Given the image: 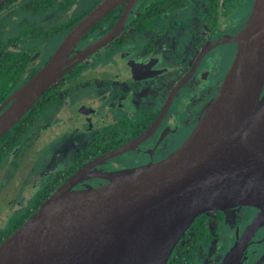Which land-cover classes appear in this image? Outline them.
Here are the masks:
<instances>
[{
  "label": "flooded vegetation",
  "instance_id": "obj_1",
  "mask_svg": "<svg viewBox=\"0 0 264 264\" xmlns=\"http://www.w3.org/2000/svg\"><path fill=\"white\" fill-rule=\"evenodd\" d=\"M65 2L0 0V108L56 51L42 60L41 38L61 35L62 41L72 28L68 22L74 16L73 5L65 7ZM141 2L132 7L124 29L71 67L52 86L51 100L40 102L16 133L1 143L3 178L11 156L23 152L21 163L26 160L36 144L35 132H60L66 126L58 132L64 142L55 149L53 145L55 155L46 167L20 176L15 171L14 195L6 198L0 193V244L72 176L79 174L75 188H100L115 171L172 155L218 95L237 51V43L222 40L244 27L254 0H187L156 17L137 14ZM120 6L114 23L92 29L76 50L108 34L123 13L125 5ZM232 43L234 57L223 58V53L219 57L224 45ZM52 108L58 109L61 120L46 123ZM238 207L206 212L213 241L220 237L223 224L234 221L228 251L259 212L249 206L252 211L246 219L230 220V211ZM263 252L264 224L247 241L240 262L257 264Z\"/></svg>",
  "mask_w": 264,
  "mask_h": 264
},
{
  "label": "water",
  "instance_id": "obj_2",
  "mask_svg": "<svg viewBox=\"0 0 264 264\" xmlns=\"http://www.w3.org/2000/svg\"><path fill=\"white\" fill-rule=\"evenodd\" d=\"M137 1L99 0L70 29L0 108L6 105L0 139L71 67L124 29ZM123 4L108 34L76 50ZM222 41L237 43L236 55L180 148L158 163L115 171L100 188H75L79 174L72 176L0 244V264H167L200 214L248 205L259 212L221 263L242 264L247 241L264 224V0H254L244 27Z\"/></svg>",
  "mask_w": 264,
  "mask_h": 264
},
{
  "label": "rangeland",
  "instance_id": "obj_3",
  "mask_svg": "<svg viewBox=\"0 0 264 264\" xmlns=\"http://www.w3.org/2000/svg\"><path fill=\"white\" fill-rule=\"evenodd\" d=\"M94 3L95 0H76L71 9V14L75 16L85 13L94 5ZM61 37L62 36L60 35L56 38H41L40 42H38V45H40L38 48L42 50V60L46 61L51 56L54 50L59 46ZM235 47V43L224 45L223 49L219 53V57H221L223 53V58L227 56L230 60L234 57L236 49ZM45 120H49L46 123L54 120H61V115L58 114V109L55 111V109L52 108L51 113L45 118ZM42 121L44 123L43 119ZM42 125L44 126L45 124ZM61 127V131L64 132L66 130V126L62 125ZM58 132L59 130L51 129L49 131L40 132L41 134L35 132L34 138L32 140V143H36L35 147L34 145L31 146V149L28 150V156L25 157L26 160L23 163H21V156L23 152L22 154L21 152H17L16 155L11 156V167L8 170L9 173L5 174L3 178H0V193H2L4 197L7 198L14 195L13 184L15 178L12 174H14L15 171H19L17 174L19 173L20 176L24 172L30 171L31 173L42 170L44 167H46V163L50 161V159L55 155L53 154L52 150L53 145L55 149L61 147L62 143L64 142L63 138L61 139V137H59L60 132ZM47 143H51V146L46 149L42 148ZM7 178L9 179L8 184L4 182ZM251 211L252 208L247 205L240 206L237 209L230 211V220H244L251 214ZM233 223L234 221H230L220 227L221 233L218 239H215L214 241L213 239L209 241L205 239L204 242H201L195 254L196 259L192 261V264H219L220 260L225 256L229 247H231V244L233 243Z\"/></svg>",
  "mask_w": 264,
  "mask_h": 264
},
{
  "label": "trees",
  "instance_id": "obj_4",
  "mask_svg": "<svg viewBox=\"0 0 264 264\" xmlns=\"http://www.w3.org/2000/svg\"><path fill=\"white\" fill-rule=\"evenodd\" d=\"M99 0H95L97 2ZM187 0H142L139 12L142 16L149 15L156 17L162 15L165 11L172 10L176 8L177 5L186 2ZM76 0H66L65 7H70L74 5ZM122 6H119L111 13H109L103 20H101L94 28L100 27L102 24L108 22L109 28L115 21V18L120 14ZM84 13L73 16V18L68 22L70 27H73L82 17ZM52 87L49 88L44 95L37 101L33 108L8 132L0 139L1 153H4V149L1 145L6 139H8L12 134L16 133L17 129L33 114L40 102L49 98H52ZM206 213L200 214L195 221L192 223L190 228L187 230L185 235L181 238L180 242L174 248L167 264H192L195 260L196 251L198 246L204 240H211L213 238V233L211 227H209Z\"/></svg>",
  "mask_w": 264,
  "mask_h": 264
}]
</instances>
